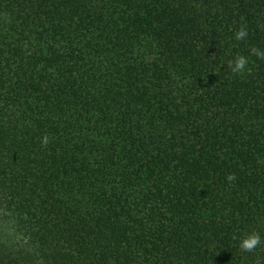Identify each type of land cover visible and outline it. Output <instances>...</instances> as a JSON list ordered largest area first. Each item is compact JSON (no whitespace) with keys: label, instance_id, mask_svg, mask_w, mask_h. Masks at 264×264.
<instances>
[{"label":"trees","instance_id":"obj_1","mask_svg":"<svg viewBox=\"0 0 264 264\" xmlns=\"http://www.w3.org/2000/svg\"><path fill=\"white\" fill-rule=\"evenodd\" d=\"M252 49L264 0H0V264H264Z\"/></svg>","mask_w":264,"mask_h":264},{"label":"clouds","instance_id":"obj_2","mask_svg":"<svg viewBox=\"0 0 264 264\" xmlns=\"http://www.w3.org/2000/svg\"><path fill=\"white\" fill-rule=\"evenodd\" d=\"M246 35V31L244 28H241L240 30H238L235 35L234 38L236 40H240L242 38H244ZM257 57H262L264 58V52H261L257 49H252L251 50ZM248 63V59L243 56V55H236L232 60L228 61V66L231 68V71L233 73H237V74H243L246 71H248V69L246 68V64ZM42 144H47L48 143V139L47 137H44L42 139ZM226 179L228 181H232L234 179L233 175H228L226 177ZM260 236L255 233H247L245 235H243L240 240H239V248L244 251V252H249L252 251L259 243H260Z\"/></svg>","mask_w":264,"mask_h":264}]
</instances>
